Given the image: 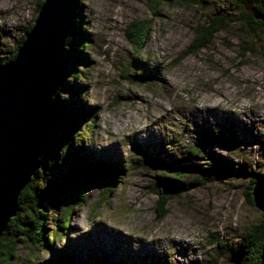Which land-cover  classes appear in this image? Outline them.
<instances>
[{
    "label": "rangeland",
    "instance_id": "obj_1",
    "mask_svg": "<svg viewBox=\"0 0 264 264\" xmlns=\"http://www.w3.org/2000/svg\"><path fill=\"white\" fill-rule=\"evenodd\" d=\"M38 3L0 0V60L34 25ZM158 9L155 16L147 0H81L91 40L87 60L67 61L83 71L72 83L81 98L63 96L94 107L96 115L93 128L77 125L74 148L84 138L93 166L117 160L122 173L111 188L103 181L88 185L87 201L69 213L67 235L53 241L55 250L74 258L48 264L102 258L110 264H233L232 255L264 221L248 195L251 178L264 174V30L245 24L232 0H162ZM215 15L237 21L209 47L193 51L199 30ZM141 20L152 28L137 54L126 29ZM162 163L187 175L160 220L156 192L167 188L163 177H174ZM69 200L58 201L62 219ZM54 214L46 219L50 228ZM15 256L11 264H47L54 253L20 242Z\"/></svg>",
    "mask_w": 264,
    "mask_h": 264
},
{
    "label": "trees",
    "instance_id": "obj_2",
    "mask_svg": "<svg viewBox=\"0 0 264 264\" xmlns=\"http://www.w3.org/2000/svg\"><path fill=\"white\" fill-rule=\"evenodd\" d=\"M232 1L236 7L241 9L245 24L252 28L259 26L264 30V19H255L253 13L245 6L248 4L264 15V0ZM43 2V0H39L38 10H40ZM160 2L162 0H147L155 16L160 14L158 9ZM187 2L199 4L200 0H187ZM228 20L229 18L227 16L219 15L209 18L207 24L203 25L198 32L197 42L193 46V51L197 52L200 49L209 47L215 35L225 31L233 19L231 22H228ZM236 21L237 19L233 20L234 23ZM151 26L149 21L143 20L132 21L127 26L126 37L136 48L137 54L143 50L152 28ZM32 27L33 25H30L26 28L24 37L18 42V47L11 52L10 56L1 59L0 64L15 58L18 48ZM86 30L85 22L79 10L64 47L62 80L53 99L56 112L54 114V122L44 140V146L39 156L41 165L35 176L32 177L31 182L20 193L18 212L11 219L7 230L0 238V264L12 263L14 258H16L15 252L20 242H29L36 249L45 246L48 250H51V253H54V258L53 260H48L47 264L55 261L61 262L62 259L64 261H71V258H74L73 252L72 254L69 252L61 253L53 247V241L55 239L58 240L67 235L66 230H68L71 209L87 201L85 193L89 184L103 181L107 184V187L111 188L116 185L117 179L120 173H122L120 161L117 160H101L99 163H95L96 166H93L89 158L94 156L91 154V151L85 148L86 140L84 138L80 140V144L76 143V148H74L75 143L73 142L76 140L77 135H80V130L77 125L86 122L89 128H93V119L96 115L94 107L77 105L72 101L67 102L63 96V93L67 92L70 95H77L81 98L79 93L75 94L76 88L72 83H76L81 78L83 71L79 72L70 64H67V61L72 62L81 59L79 62H84L87 60L84 51L88 48L91 40ZM143 76V74L136 76L138 77V82H142ZM193 148L196 151L200 149V145ZM134 150L142 157L148 158L144 150L141 149L140 152L136 150V147ZM150 161H152V164H157L154 158L153 160L150 159ZM159 166L162 170L169 172V175L174 176L169 178L163 177L162 182L167 188L164 192H160L159 190L156 192L159 197L158 205L161 209V212L157 215V219L161 220L167 216L166 206L173 196L171 192L180 188L177 182H180L187 174L186 170L175 169V166L172 164L169 165L170 170H165V163ZM165 175L167 176V174ZM216 178L217 176L215 175L206 176V179L209 181H214ZM251 182L250 190L252 191L255 181H252L251 178ZM251 191L248 192V195L253 203ZM66 199H70V206L68 208L67 219H62V216L59 214V205L61 202L58 201ZM50 211L55 213L52 216L55 222V228L52 226L50 228L46 222ZM48 237L51 238L49 239ZM246 241L247 244L243 243L240 246V249L244 251V258L241 264H264V221L251 229ZM31 254H34V252L31 251ZM105 262L110 264L109 260L105 258H102L96 264H103Z\"/></svg>",
    "mask_w": 264,
    "mask_h": 264
},
{
    "label": "water",
    "instance_id": "obj_3",
    "mask_svg": "<svg viewBox=\"0 0 264 264\" xmlns=\"http://www.w3.org/2000/svg\"><path fill=\"white\" fill-rule=\"evenodd\" d=\"M32 29L15 58L0 64V238L16 216L22 190L41 165L39 156L54 122V96L62 80L64 47L81 0H43ZM257 20L264 15L249 6ZM251 196L264 213V174ZM244 251L235 252L241 264Z\"/></svg>",
    "mask_w": 264,
    "mask_h": 264
},
{
    "label": "bare ground",
    "instance_id": "obj_4",
    "mask_svg": "<svg viewBox=\"0 0 264 264\" xmlns=\"http://www.w3.org/2000/svg\"><path fill=\"white\" fill-rule=\"evenodd\" d=\"M159 217V216H158Z\"/></svg>",
    "mask_w": 264,
    "mask_h": 264
}]
</instances>
